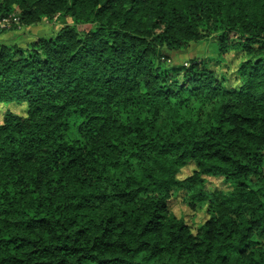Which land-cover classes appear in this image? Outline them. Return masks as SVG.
<instances>
[{"label": "trees", "instance_id": "1", "mask_svg": "<svg viewBox=\"0 0 264 264\" xmlns=\"http://www.w3.org/2000/svg\"><path fill=\"white\" fill-rule=\"evenodd\" d=\"M8 18L70 22L0 41V264H264V0H0Z\"/></svg>", "mask_w": 264, "mask_h": 264}, {"label": "rangeland", "instance_id": "2", "mask_svg": "<svg viewBox=\"0 0 264 264\" xmlns=\"http://www.w3.org/2000/svg\"><path fill=\"white\" fill-rule=\"evenodd\" d=\"M3 19H0V41L5 42L7 44H16L25 48L31 42H34L39 37L42 36H50L54 33L56 28L63 26L65 23H69L70 20L59 19L56 21H44L40 25L34 27H15V24H7L2 23ZM214 45L212 43H193L188 49L182 52H171L168 49H163L164 53L170 58V61L173 64H186L192 60L203 58L208 56L209 51L213 53ZM236 55L231 54L228 57V60L232 62ZM13 111L19 114H24V107L13 106L11 107ZM7 110L6 107L0 106V122L2 121L3 114ZM194 167L192 165L186 167L183 170V173L180 178H185L189 176L193 172ZM210 185L214 187H223L222 181L219 179H208ZM170 207L173 213L181 219H184L193 229L198 228L201 224H203L207 219L208 215L205 211L202 210H194L192 209L185 200L184 192H180L174 196L170 202Z\"/></svg>", "mask_w": 264, "mask_h": 264}, {"label": "built area", "instance_id": "3", "mask_svg": "<svg viewBox=\"0 0 264 264\" xmlns=\"http://www.w3.org/2000/svg\"><path fill=\"white\" fill-rule=\"evenodd\" d=\"M13 21H14V22H18V18L15 17V18L13 19ZM2 23H4L5 25L11 23V18L4 19V20L2 21Z\"/></svg>", "mask_w": 264, "mask_h": 264}]
</instances>
